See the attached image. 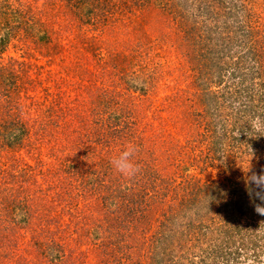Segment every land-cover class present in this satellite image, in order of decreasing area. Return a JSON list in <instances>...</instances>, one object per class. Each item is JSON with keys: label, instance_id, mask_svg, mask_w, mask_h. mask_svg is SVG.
<instances>
[{"label": "rangeland", "instance_id": "obj_1", "mask_svg": "<svg viewBox=\"0 0 264 264\" xmlns=\"http://www.w3.org/2000/svg\"><path fill=\"white\" fill-rule=\"evenodd\" d=\"M236 18L260 42L234 39ZM241 86L264 117V0H0V264H200L226 235L240 264H264V214L229 188L264 187ZM128 142L131 181L110 165ZM205 182L227 193L197 225Z\"/></svg>", "mask_w": 264, "mask_h": 264}, {"label": "trees", "instance_id": "obj_2", "mask_svg": "<svg viewBox=\"0 0 264 264\" xmlns=\"http://www.w3.org/2000/svg\"><path fill=\"white\" fill-rule=\"evenodd\" d=\"M240 15L238 14L239 18H240ZM239 18H236V22H234V25L231 26V28L233 30V37H234V39H236L237 37H240L241 45L242 44L243 45H246L250 41H252V43H255L254 41H256L257 43L260 42L259 39L257 38V36L259 35V33L256 34V32L253 29L247 28V27H244V26H241L242 24H241V21H239ZM224 43H226V44H224L223 49L225 50V52H230V50L233 49V48L230 47L229 41L228 40L227 41L224 40ZM225 47H227V48H225ZM250 50H251V48H250ZM249 55H250V52H249ZM254 55H256L255 52H254ZM251 58H256V56L251 57ZM240 70H242V71H240L241 72L240 78L242 79V82H243L245 80V77H243L245 75L244 68L243 69L240 68ZM234 76H236V74ZM240 91L241 92L242 91L247 92V95H246V98H245V101H247L245 103H247V104H244L242 106V108H241L245 112L244 113L245 116L243 118H239L238 119V123H240V125H241V127H239V131L241 130V132L243 133V134H241V136L243 138H245V137L249 138L251 136L257 135L256 137H258V138L255 139V140H252L251 142H252L253 145L254 144L255 145H258V143L261 141L260 139L264 140V136L262 138H260V136L263 135L264 133L260 132V133L257 134V132L254 131V130H252L251 129V126L249 125L250 121L254 117H256V114H253L255 112V110H256V106H253L252 105L253 101L249 102V100L247 99L248 97L252 98L251 94H248L249 91H250V89L244 88L243 86H241ZM211 97L215 98L216 99V102L218 101L217 97L214 94H212ZM241 99H243L242 96H241ZM250 105H252V106H250ZM1 109L2 108H0V116L2 115V110ZM3 119H8V117H5ZM10 119H11V116H10ZM2 126L5 127L4 130L7 131L9 134H11V136L14 137L16 140L21 139V137L23 136V134L26 133V132H28L27 127H26V125H25V123H24L23 120H21V121L20 120L6 121V122H4L2 124ZM11 127H13V128H11ZM13 131H15V132H13ZM54 133L55 132L52 131V134L53 135H54ZM11 145L13 146V143H9L7 146L10 147ZM80 158L81 157H78L77 158V161ZM88 158H90V157H88ZM243 172H244V170H243ZM76 173L80 177L81 173L79 174L78 171H76ZM144 177H145L144 175L140 176L141 180H144ZM260 178H261V176H260ZM260 178H255V180L258 181V182L264 181V180H260ZM246 179H247L246 178V175H245V178L244 177L243 178H240L239 180H240V183L241 184L240 183H235V182L232 183L230 181L229 182L230 183L229 188L231 189L230 193L238 194V193H241V191H243L245 193V197L244 196L242 197V195H239V196H241L240 200H242V198H246V200H245L246 203L245 204H249L248 200L250 201L251 204H255L256 205V203H257V205L254 206V211H255L259 207L258 206V204L260 203V199L259 198L264 196V187H261V186H263L262 184H260L261 185L260 186L257 183L256 184H253L254 182L253 183H250ZM252 181H254V180H252ZM92 185H93V188H95L96 191L97 190H100L102 188V186H101V184H100V182H99L98 179H96L95 182H93ZM103 185L105 187L106 184L103 183ZM133 185L134 186L131 188V190L134 189V187H136V184H133ZM214 185L215 184H210L209 182H205V184L200 183L199 186H198V188H196V191H194V192H197L198 194H200V193L205 194L206 197L204 198V200L207 199V201H208V206L206 208H204V209H200L199 208L198 210H196V213H195V217L196 218L195 219L198 222H195V223L197 225H202L204 223L202 221H204L205 218H208L210 216L209 215V216H206V217L202 218L201 210H207L209 212L210 210H213L216 207V204L214 205V203L209 199V198H212L211 197V194L214 195V192L217 191L216 194H220V197H222V196H225L226 193H227V192H222L223 191L222 189L224 188L223 187V184H216L215 186ZM144 186H145V188L148 187L145 184V181L140 184L139 188L144 187ZM156 186H157L156 183H153L152 182L151 189H155ZM237 186H238L239 189L237 188ZM203 189H208L209 191H207V192L204 191L203 192ZM189 202H192V203H189ZM195 202H196V199H192V200L186 202L185 205L186 206L188 204H194L195 205L196 204ZM182 203L183 202L180 203V206L182 205ZM237 203L238 204L239 203H242V205H245L244 202L238 201ZM229 205H230V209L227 208V212L231 214V213L235 212V209H236V207L238 205L235 206L236 205L235 203H231ZM178 212L179 211L175 212V213H177L176 214V218L177 219H181L182 216ZM228 213L226 215H228ZM27 215H29V213ZM192 226L193 227H196V225L194 223H191V222L189 223V225H185L184 226L185 229L180 233V235L181 234L182 235L183 234H187V232L190 233L191 231H194L195 228H192ZM220 230H222V228L219 229V231ZM231 231H232V234L230 232H227L226 229H225L224 230V233L225 234H230L232 236L233 240H234L235 239V235H238L239 229L237 227H235ZM254 234H256V231H254ZM227 237L228 236L226 235L225 237L222 238V241L223 242H220L221 247L216 251V256L213 259L210 258L208 261L201 262L200 264H240V262H239L240 260L239 259L241 258V255L240 254L237 255L238 254V252H237V253H235V256H233L234 254L232 253V251H228L229 249L232 250L237 243L236 242H233L231 239H228L227 240ZM244 243L245 242H243L242 248L243 249H246V246L249 245V244H244ZM212 244H215V243L212 242ZM255 249L258 250L257 247ZM255 257L258 258V253L257 252L255 254Z\"/></svg>", "mask_w": 264, "mask_h": 264}, {"label": "clouds", "instance_id": "obj_3", "mask_svg": "<svg viewBox=\"0 0 264 264\" xmlns=\"http://www.w3.org/2000/svg\"><path fill=\"white\" fill-rule=\"evenodd\" d=\"M25 114V110L21 108V115ZM249 125L251 129L257 133L264 132V117H254ZM138 152V146L133 142H128L118 154L114 155L110 160V165L113 170L122 178L126 180L135 179L141 171L139 164L136 162V154ZM260 180H264L261 177ZM261 214H264V207H258L257 209Z\"/></svg>", "mask_w": 264, "mask_h": 264}]
</instances>
